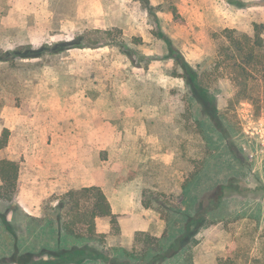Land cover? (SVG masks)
Returning <instances> with one entry per match:
<instances>
[{
  "label": "rangeland",
  "instance_id": "obj_1",
  "mask_svg": "<svg viewBox=\"0 0 264 264\" xmlns=\"http://www.w3.org/2000/svg\"><path fill=\"white\" fill-rule=\"evenodd\" d=\"M241 4L0 0V53H8L0 62V140L9 130L0 160L17 162L21 180L14 204L0 202V257L16 245L56 247L58 231L47 228L53 199L102 184L113 217L97 219L104 236L89 246L107 257L124 264H264V103L238 102L227 79L217 83L209 74L213 34L225 30L218 10L235 11L228 29L249 36L264 25L247 14L257 2L242 14ZM96 31L112 32L117 44L48 52ZM172 53L202 74L218 101L212 118L190 95ZM221 186L231 191L186 256L141 259L137 232L167 237L168 247L203 196Z\"/></svg>",
  "mask_w": 264,
  "mask_h": 264
},
{
  "label": "trees",
  "instance_id": "obj_2",
  "mask_svg": "<svg viewBox=\"0 0 264 264\" xmlns=\"http://www.w3.org/2000/svg\"><path fill=\"white\" fill-rule=\"evenodd\" d=\"M263 32L264 25L255 24L253 36L228 28L219 34H213V39L216 42V56L209 74L217 83L227 79L236 89L235 97L238 102L248 100L254 104L264 103ZM92 36L95 37L94 41L90 38ZM160 36L161 39L168 42L169 46L172 45L171 39L165 37L163 33H160ZM116 39L110 31H96L83 35L73 42L56 44L48 52L59 54L67 49L84 48L85 46L98 49L114 45V42L117 44ZM24 49H17L22 58ZM46 52V49L29 51V57L37 58ZM173 53L171 55L181 65L183 70L181 78L186 80L190 95L199 103L203 113L212 118L218 112L216 97L212 95L210 87L204 83L202 74L187 63L179 53L176 55ZM0 54V62H6L8 59L5 57L8 56V53ZM8 138L9 130L5 129L0 140V151L7 147ZM196 175L194 174L193 177ZM20 189L19 164L7 159L0 160V202L13 205ZM230 191L229 186H221L206 193L199 201L194 215L186 224L181 235L170 241L168 247L164 246L167 244V237L159 240L145 232L136 233V242L141 243L143 247L141 259L146 260L150 253H155L158 258L166 256L167 259L176 257L180 252L185 253L186 256L191 248L198 244L199 234L212 226L213 222L209 215L220 209L227 198L225 193ZM53 202H56L55 214L47 221V228L51 233H54V229L58 231L57 246L54 247L49 243L51 245L46 244L39 251L28 249L22 251L20 246L16 245L13 254L0 257V264H83L88 261L124 264V261L119 257H107L89 246L104 236L97 233V219L113 217L110 202L101 188L90 187L70 191L62 197L53 199ZM144 205L147 208L150 207L145 203ZM169 220L171 219L169 218ZM71 241L77 243L72 244ZM83 241L86 243L84 247L78 243ZM123 254L125 258L130 259L135 256L134 253L126 250H123ZM252 264L262 263L257 259Z\"/></svg>",
  "mask_w": 264,
  "mask_h": 264
},
{
  "label": "crops",
  "instance_id": "obj_3",
  "mask_svg": "<svg viewBox=\"0 0 264 264\" xmlns=\"http://www.w3.org/2000/svg\"><path fill=\"white\" fill-rule=\"evenodd\" d=\"M241 2H242L241 8H239V9H241V10H239L240 11V14H242L243 12H245L244 11L245 6H248V5L252 6L253 4H251V2H257V4H254V6H253L254 9L251 10L249 8L247 14H249L250 17H253V20H255V21L259 22V23H264V4L258 3L259 2L258 0H241ZM208 7L213 10V7L212 6H209L208 5ZM233 13H235V11L233 12V11H230L228 9H226V10L225 9L218 10V19H219L221 25H223L221 27V29L231 28L230 21H231V17H232V14ZM1 160H3V159H1ZM7 160H10V159H7ZM11 161H13V160H11ZM20 184H21V180H20ZM92 187H99V188H101L103 186H102V184H94Z\"/></svg>",
  "mask_w": 264,
  "mask_h": 264
}]
</instances>
